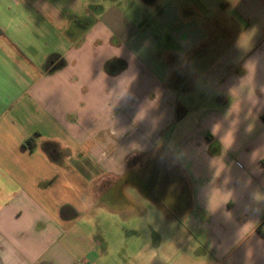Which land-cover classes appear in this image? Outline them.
<instances>
[{"label":"crops","instance_id":"obj_1","mask_svg":"<svg viewBox=\"0 0 264 264\" xmlns=\"http://www.w3.org/2000/svg\"><path fill=\"white\" fill-rule=\"evenodd\" d=\"M0 28V264H264V0H0Z\"/></svg>","mask_w":264,"mask_h":264},{"label":"rangeland","instance_id":"obj_2","mask_svg":"<svg viewBox=\"0 0 264 264\" xmlns=\"http://www.w3.org/2000/svg\"><path fill=\"white\" fill-rule=\"evenodd\" d=\"M135 177H133V175L132 174H130L129 175V177H128V179L126 180V182L127 183H125L124 185H123V192H125V193H128L130 196H134V195H136V193H146L147 192V189L145 188V187H143L142 185H138L136 182H135ZM115 191H118L117 189L115 190ZM112 202H117V201H115L114 199L112 200ZM124 202H129L128 200L126 201V200H124V201H122V203H124ZM142 207L145 209V210H151L152 209V207H154V205H153V203L152 202H150V201H144V202H142ZM133 222H131L130 221V223L128 222L127 223V228H131V226L133 225L132 224ZM135 224V223H134Z\"/></svg>","mask_w":264,"mask_h":264},{"label":"trees","instance_id":"obj_3","mask_svg":"<svg viewBox=\"0 0 264 264\" xmlns=\"http://www.w3.org/2000/svg\"><path fill=\"white\" fill-rule=\"evenodd\" d=\"M4 35V32L0 28V37ZM113 69L112 65L110 64L108 66V70L111 72ZM27 145H30V142L26 143ZM30 148L33 149L34 146L31 144ZM44 152L53 160H57L61 157V151L57 144L48 142L43 146Z\"/></svg>","mask_w":264,"mask_h":264}]
</instances>
